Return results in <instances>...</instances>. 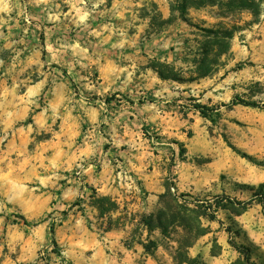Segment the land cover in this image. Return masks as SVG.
I'll list each match as a JSON object with an SVG mask.
<instances>
[{
	"label": "rangeland",
	"instance_id": "1",
	"mask_svg": "<svg viewBox=\"0 0 264 264\" xmlns=\"http://www.w3.org/2000/svg\"><path fill=\"white\" fill-rule=\"evenodd\" d=\"M255 1L256 15L228 0H0V264H75L49 235L72 209L88 228L125 229L126 245L153 241L154 264H185L180 250L230 264L241 257L230 241L264 264L255 196L264 185V0ZM209 29L232 35L196 77ZM153 58L184 80L160 79ZM89 173L112 192L89 184ZM223 196L254 200L240 212L209 207ZM178 209L203 233L172 220ZM160 212L162 227L141 222ZM18 213L41 222L26 226Z\"/></svg>",
	"mask_w": 264,
	"mask_h": 264
},
{
	"label": "crops",
	"instance_id": "2",
	"mask_svg": "<svg viewBox=\"0 0 264 264\" xmlns=\"http://www.w3.org/2000/svg\"><path fill=\"white\" fill-rule=\"evenodd\" d=\"M101 176V173L97 176L89 173L87 181L91 184L90 180H92L93 186L97 190H103L104 194L112 192L111 186L107 187L103 183L105 187H102ZM39 184L51 187L52 184H56V181L54 183L51 179L44 178L39 180ZM52 197L53 194L51 193L50 198ZM134 205L136 204L134 203ZM150 207L151 204L141 206L140 210L145 211ZM18 214L23 215L22 213ZM37 221H39L38 224L41 222L40 219ZM49 235L50 241L53 237L56 246L60 248L59 250L64 254V257L75 264H154L153 254L147 253L144 249L145 238H141L143 243L134 241L132 245H126L125 241L130 240L131 237L128 236L125 229L112 228L98 231L93 228V224H91V228H88L84 215L74 212V209L65 219L61 220L53 235L50 233Z\"/></svg>",
	"mask_w": 264,
	"mask_h": 264
},
{
	"label": "trees",
	"instance_id": "3",
	"mask_svg": "<svg viewBox=\"0 0 264 264\" xmlns=\"http://www.w3.org/2000/svg\"><path fill=\"white\" fill-rule=\"evenodd\" d=\"M203 4L202 1H200V6ZM229 4V5H228ZM226 5L229 6V8H234V9H248L253 15H256L258 13V8H257V3L255 0H228ZM185 3L182 4L181 7V15L183 16L182 11H185ZM212 35H214L213 41L209 42L208 44H205L203 46L204 54L200 60L198 61V66H197V71H196V77H203L206 76L210 73V68L209 65L207 64V54L213 49L217 51V54L224 53L228 48V45L225 43L224 40L226 38H230L232 35V32L229 30H213L209 29V31ZM214 62V61H212ZM149 68L154 70L157 75L159 76L160 79L162 80H173V81H178L181 82L183 77L181 74L175 70V68L168 63L162 62L157 59H151L150 62L147 65ZM232 104H244V105H250V106H259L255 101H244L243 99L240 98H235L231 101ZM264 105V103L262 104ZM194 108L198 110V112L201 114L202 117L205 118H211L212 112L214 111L212 108H210L207 105L201 104V103H196L194 105ZM31 122V118L29 117L25 123ZM264 185L261 184L258 186L255 196L258 199V202H260L263 206V211H264ZM101 200L104 202H109V200L106 197H101ZM254 199H250L248 201H241V200H236L232 199L229 196H223V197H216L214 203H210L209 207H214L216 209L218 208H231L234 209L235 212H240L246 210V208L249 206V204L252 202ZM163 215L165 217L164 212L157 213L156 216L155 214H150L147 216H144L141 220V222L144 224V226L147 229H152L153 227V221L154 219L157 220L158 222V227L163 226ZM17 218L21 220V222L28 226V225H36L38 224L39 221L30 223L23 215L17 214ZM213 218V217H211ZM171 219L175 221H180L186 228H189L190 230L193 229L188 224L186 215L182 213V210H175L174 213L171 214ZM18 222V221H17ZM109 228H105L104 230H108ZM195 232L197 235L202 234L203 232L198 230L196 227H194ZM50 234L53 235V226H50ZM52 243L54 247L56 246L55 240L52 237ZM231 245L240 253L241 257L236 259L235 261L231 262L230 264H257L254 260L251 258L250 250L248 247L244 245H237L236 243H232L230 241ZM154 246L153 241H148L144 245V249L147 253H152V248ZM190 245H186V248L189 247ZM56 248V247H55ZM54 249H52L53 251ZM54 252H58L57 250H54ZM178 257L181 259L182 263L185 264H204L202 261L200 255H196L194 257L187 255L186 253H183L181 250L178 251ZM215 255V253H213Z\"/></svg>",
	"mask_w": 264,
	"mask_h": 264
}]
</instances>
